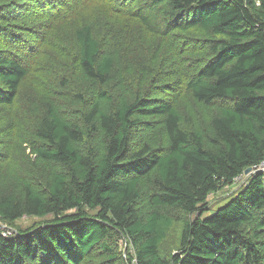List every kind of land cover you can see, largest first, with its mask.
<instances>
[{"label": "trees", "instance_id": "trees-1", "mask_svg": "<svg viewBox=\"0 0 264 264\" xmlns=\"http://www.w3.org/2000/svg\"><path fill=\"white\" fill-rule=\"evenodd\" d=\"M21 1L17 17L39 23L48 7L53 9L50 4L60 2ZM121 1L116 9L155 34L203 29L208 56L184 79V88L196 102L224 106L211 116L206 138L199 127H182L181 115L172 101L156 96L157 88L123 98L111 111L101 109L98 100L111 97L100 90L82 114L83 126L43 104L31 150L46 168H61H47L43 188L22 180L21 197L0 195V222L41 219L28 228L15 227L14 235L0 232V264H264V172L254 168L264 156V0ZM5 21L0 7V42L7 44L15 34L6 31L10 23ZM74 36L81 70L105 83L114 59L104 53L92 25L76 27ZM26 74L20 58L0 50V105L13 104ZM156 115L163 116L166 148L148 143L135 148L132 129L142 124L141 116ZM96 133L102 139L99 150L75 148L74 142ZM239 176L244 178L239 188L205 214L208 195ZM142 178L153 185L149 211L139 203ZM158 207L191 215L175 251L167 255L161 244L174 220ZM256 213L255 229L246 231L245 222ZM113 235L132 247L127 261L121 262L109 241Z\"/></svg>", "mask_w": 264, "mask_h": 264}, {"label": "rangeland", "instance_id": "rangeland-1", "mask_svg": "<svg viewBox=\"0 0 264 264\" xmlns=\"http://www.w3.org/2000/svg\"><path fill=\"white\" fill-rule=\"evenodd\" d=\"M56 1L60 2L50 4L53 9L48 7L49 12L40 18L45 22L39 23L38 20L27 22L17 17L21 0H0L5 23H10L5 27L6 31L19 35L18 39L14 35L7 44L0 42V50L5 49L20 58L27 68L13 104L0 105V195L14 193L21 197L22 180L43 188L47 168H61L52 164L46 168L31 150L32 143L37 140L32 128L46 102L52 104L64 120L83 126L82 114L97 99L100 90H105L111 97L108 101L98 100L101 109L111 111L123 98L130 99L134 93L142 95L147 89L157 88L156 96L172 101L182 117L183 128L199 127L206 138L211 134L210 118L224 103L215 101L212 105H204L194 101L184 88V79L208 56L207 34L203 29L195 26L160 35L148 31L136 18L116 9L122 5L121 0ZM88 23L92 25L94 36L102 42L104 53L114 59L112 74L103 84L85 76L78 64L74 30ZM24 27L27 31L22 29ZM141 119L142 124L132 129L131 141L135 148L148 143L165 149L167 138L163 116H141ZM90 145L97 150L101 148L100 133L74 142L79 151H85ZM242 177L210 193L207 198L209 210L205 214L213 213L225 203L228 196L239 188L244 180ZM138 186L140 206L149 211L152 207L148 199L153 193L151 180L142 178ZM158 210L174 220L161 244V252L167 255L175 251L182 224L191 215L172 207H158ZM258 219L256 213L254 218L245 222V230L253 232ZM39 220L23 216L11 223L0 222V232L14 235L15 227L28 228ZM109 241L119 252L121 262L133 254L132 247L116 235Z\"/></svg>", "mask_w": 264, "mask_h": 264}, {"label": "built area", "instance_id": "built-area-1", "mask_svg": "<svg viewBox=\"0 0 264 264\" xmlns=\"http://www.w3.org/2000/svg\"><path fill=\"white\" fill-rule=\"evenodd\" d=\"M254 168L259 170L260 172H264V156L260 164L258 166H255Z\"/></svg>", "mask_w": 264, "mask_h": 264}, {"label": "water", "instance_id": "water-1", "mask_svg": "<svg viewBox=\"0 0 264 264\" xmlns=\"http://www.w3.org/2000/svg\"><path fill=\"white\" fill-rule=\"evenodd\" d=\"M250 171H251V167H248V168H246V169L244 170V173L247 174V173H249Z\"/></svg>", "mask_w": 264, "mask_h": 264}]
</instances>
